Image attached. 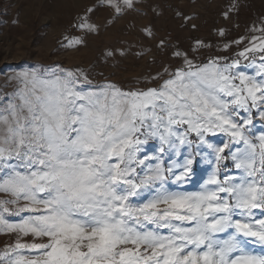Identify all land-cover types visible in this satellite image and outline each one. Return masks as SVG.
<instances>
[{
  "label": "snow or ice",
  "instance_id": "obj_1",
  "mask_svg": "<svg viewBox=\"0 0 264 264\" xmlns=\"http://www.w3.org/2000/svg\"><path fill=\"white\" fill-rule=\"evenodd\" d=\"M251 32L231 58L176 52L182 63L144 88L92 86L58 65L15 73L0 96V235L12 241L0 264H264V134H251L264 25ZM205 150L215 167L200 189L172 190ZM228 160L235 174H221Z\"/></svg>",
  "mask_w": 264,
  "mask_h": 264
},
{
  "label": "rangeland",
  "instance_id": "obj_2",
  "mask_svg": "<svg viewBox=\"0 0 264 264\" xmlns=\"http://www.w3.org/2000/svg\"><path fill=\"white\" fill-rule=\"evenodd\" d=\"M116 2L119 14L105 0H0V96L14 92L15 73L56 65L83 71L92 86H154V77L182 63L176 52L187 53L195 63L234 57L243 45L232 42L264 25V0H133L130 8L123 0ZM82 23L94 30L80 28ZM70 41L80 42L69 46ZM225 44L230 45L227 52ZM254 124L251 134H264V121L257 117ZM226 139L210 137L218 146ZM157 148L158 142L151 141L147 154H158ZM212 159L205 150L197 157L190 182L169 187L198 191L214 170ZM225 163L221 174H235L232 161ZM11 242L0 235V249Z\"/></svg>",
  "mask_w": 264,
  "mask_h": 264
},
{
  "label": "trees",
  "instance_id": "obj_3",
  "mask_svg": "<svg viewBox=\"0 0 264 264\" xmlns=\"http://www.w3.org/2000/svg\"><path fill=\"white\" fill-rule=\"evenodd\" d=\"M230 58H231V57H230ZM207 61H208V60H204V61H201V62H203V63L205 62V63H206Z\"/></svg>",
  "mask_w": 264,
  "mask_h": 264
}]
</instances>
